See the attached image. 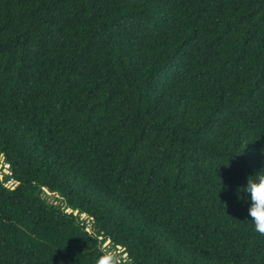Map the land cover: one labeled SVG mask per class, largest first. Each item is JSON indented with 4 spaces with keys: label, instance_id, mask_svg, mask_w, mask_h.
Instances as JSON below:
<instances>
[{
    "label": "trees",
    "instance_id": "16d2710c",
    "mask_svg": "<svg viewBox=\"0 0 264 264\" xmlns=\"http://www.w3.org/2000/svg\"><path fill=\"white\" fill-rule=\"evenodd\" d=\"M1 175L0 264H264V0H0Z\"/></svg>",
    "mask_w": 264,
    "mask_h": 264
},
{
    "label": "clouds",
    "instance_id": "9594fccd",
    "mask_svg": "<svg viewBox=\"0 0 264 264\" xmlns=\"http://www.w3.org/2000/svg\"><path fill=\"white\" fill-rule=\"evenodd\" d=\"M243 191L249 194L248 216L253 221L255 231L264 235V175L257 179L247 178V184ZM100 264H124L121 255L113 252H106L101 257Z\"/></svg>",
    "mask_w": 264,
    "mask_h": 264
},
{
    "label": "water",
    "instance_id": "95a60500",
    "mask_svg": "<svg viewBox=\"0 0 264 264\" xmlns=\"http://www.w3.org/2000/svg\"><path fill=\"white\" fill-rule=\"evenodd\" d=\"M3 171H4V172L7 171V173H8V170H7L6 168H4ZM0 177H2V175H1ZM7 177H8V178H11L10 175H8ZM5 185L8 186V187H10L11 189H13V188L16 187L17 183L14 182V181H8V182L5 183ZM44 193L47 194V195L49 196V198H52V197H53V193H51V192H50L46 187H44V186H43L41 189H39V190L37 191V195H42V196H43ZM65 210H66L67 212H71V211H72V209H71L70 207H67ZM77 213H78L77 210H74V211H73V214H74V215H76ZM86 216H87L86 213L81 212V213L79 214V217H77L76 219L79 221V220L83 219V217H86ZM87 229H88V228H87ZM109 241H110V240L107 239V240L104 242L103 245L109 243ZM117 247H118V248H121L120 245H117ZM125 255H126V253L123 254V256H125Z\"/></svg>",
    "mask_w": 264,
    "mask_h": 264
},
{
    "label": "rangeland",
    "instance_id": "374dc122",
    "mask_svg": "<svg viewBox=\"0 0 264 264\" xmlns=\"http://www.w3.org/2000/svg\"><path fill=\"white\" fill-rule=\"evenodd\" d=\"M5 173H7V171H6ZM49 200H50V201L53 200V197H52V198H49ZM84 218H85V217H83V219H84ZM108 244H109V243L105 244V246H108ZM103 246H104V245H103ZM112 252H113L114 254H118L119 251L112 249Z\"/></svg>",
    "mask_w": 264,
    "mask_h": 264
}]
</instances>
